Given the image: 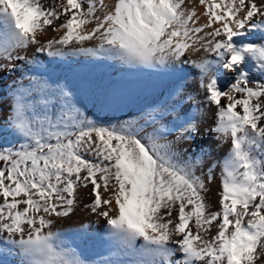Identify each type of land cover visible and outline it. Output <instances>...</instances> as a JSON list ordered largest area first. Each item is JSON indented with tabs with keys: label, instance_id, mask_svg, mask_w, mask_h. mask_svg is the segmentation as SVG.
<instances>
[{
	"label": "snow or ice",
	"instance_id": "obj_1",
	"mask_svg": "<svg viewBox=\"0 0 264 264\" xmlns=\"http://www.w3.org/2000/svg\"><path fill=\"white\" fill-rule=\"evenodd\" d=\"M198 3L204 9L199 14L186 0H115L110 8L105 0H0V74L15 72L18 61L34 63L35 53L45 50L179 71L190 64L204 103L216 107L213 126L205 131L216 134L218 146L231 142L222 160L198 175L203 155L185 156L179 148L195 141L197 118L205 111L194 95L186 99L196 113L169 139L175 128L145 132L139 121L102 124L73 103L65 88L35 78L18 83L8 121L19 142L0 146V243L21 264H89L51 230L54 218L74 213L79 189L89 185L85 207L106 219L113 255L125 257L97 264L264 259V83H254L245 70L254 62L264 73V41L254 38L264 32V0ZM61 16L63 35L42 43L38 35ZM91 40L95 47H63ZM189 51L204 55L186 60ZM221 69L234 73V81L224 83ZM54 99L60 101L55 110ZM217 163L221 190L213 207L205 193Z\"/></svg>",
	"mask_w": 264,
	"mask_h": 264
},
{
	"label": "rangeland",
	"instance_id": "obj_2",
	"mask_svg": "<svg viewBox=\"0 0 264 264\" xmlns=\"http://www.w3.org/2000/svg\"><path fill=\"white\" fill-rule=\"evenodd\" d=\"M54 2L55 0L51 1V3ZM105 2L110 8L115 0H108ZM198 5V0H186V6L189 8ZM101 10L102 9L98 10V15L102 14ZM63 19L64 17L61 16L60 20L55 21L52 27L44 31L45 33H40L38 39L42 43L46 42L48 39H59L64 32V29L59 27ZM91 25L92 24H88L87 27ZM254 38L257 42L264 41L263 32L258 31L254 34ZM96 44V40H91L85 41L83 45L74 42L71 45H64L63 47L65 50H68L71 47H95ZM36 47L37 45H33L28 49V55L30 57L33 55ZM55 47H60V45H55L54 48ZM202 55H204L203 51H189L186 53L184 59H197ZM17 63L21 66H18L15 72L0 74V146L4 147L16 145L19 142L18 136L12 134V128L8 121L10 103L13 98V89L21 82L27 85L30 78L47 81L54 86L58 85L68 90L71 93L73 103L84 112V107L89 108L88 113L85 112V114L92 120L102 124L130 120L139 121L140 125L144 126L145 132H151L153 127L161 128L160 125H162V128H175L176 131L171 133L169 139L177 135L186 116L192 115L197 111L196 107L186 99L188 94L194 95L196 100L200 101L205 111L210 108L204 103L201 92L194 90L198 86V81H193L197 80V72L190 64L179 65L178 67L182 68V71L171 66L151 67L146 65L147 69H145L144 73H139L141 72V67H139V65H127V70H124L123 77H120L117 75L118 73L114 71H112V74L108 77L110 68L115 66L116 63L121 62L105 55L92 56L90 54H79L50 56L48 51L45 50L44 52L35 53L34 63L30 65L19 61ZM245 70L249 73L254 83H264V73H260L252 62L248 64ZM220 75L226 84H230L234 81L235 74L230 70L221 69ZM193 82H195V84ZM183 83H187L188 85L186 86ZM130 89L132 90L129 91ZM178 89L182 91L177 93ZM170 90H173L172 93ZM170 94L171 96H168ZM54 102L56 104V109L59 108L60 101L54 99ZM226 103L227 99L224 98V104ZM102 110L106 111V113L102 114L100 112ZM215 111L216 109H214V112ZM208 115L209 114H203V116H198V131L195 141L191 143L181 142L179 145L180 150L185 152V156L191 155L195 157L198 154L204 156V153H209L208 150L212 151V149L219 147V141L214 138L216 134L205 131V129L213 126L215 120L214 116L212 119L210 117L208 121ZM211 137H213V139ZM230 146L222 145L221 156H219V154L216 158L215 156L217 154L213 155V160H211L212 162H210V164H207L205 159H203V166L197 168V174L199 175L201 171L207 173L208 167L215 161L218 162L222 160L227 153L226 148L229 149ZM201 149H203L204 153L201 152ZM217 164L219 165V163ZM220 171V167L218 166L214 169L215 181L220 179ZM215 181L212 182L214 183ZM207 187L209 189L208 184ZM90 191L91 185H89L88 188H80L78 191V201L75 206V211L69 216L75 217L74 224H68L73 226V234L67 235V230L64 228V217L54 218L51 230L59 231L65 243L76 249L89 264H97L98 261L105 259L125 258L122 254L120 256L113 255L117 251L116 246L111 242L112 244L106 248V245L101 241L102 239H100L96 232L98 227L102 225L105 227L107 223L104 217L92 213L90 209L85 207L86 204L90 203V200H88V198L91 199L89 195ZM209 191L205 193L207 202L213 207H218V199L216 200ZM82 208H86V210ZM173 215H175V213H173ZM81 224H87L89 226L88 229H82ZM214 233L215 228H213L212 234ZM5 235L7 234L5 233ZM261 262L264 264V259H262ZM0 264H21V258L15 251H9L6 245L0 243Z\"/></svg>",
	"mask_w": 264,
	"mask_h": 264
},
{
	"label": "bare ground",
	"instance_id": "obj_3",
	"mask_svg": "<svg viewBox=\"0 0 264 264\" xmlns=\"http://www.w3.org/2000/svg\"><path fill=\"white\" fill-rule=\"evenodd\" d=\"M105 1H108V0H105ZM61 2H63V0H61ZM106 3V2H105ZM194 8H196V10H197V12H198V14L199 13H202L203 12V6H200V5H198V6H194ZM102 12V14H103V11H104V9H102L101 10ZM101 14V15H102ZM203 19H204V17L203 16H201V22L203 21ZM94 26V22L92 23V25L91 26H89V27H87V29H91L92 27ZM45 33V32H44ZM257 33V32H256ZM263 34H264V32H263ZM98 43V42H97ZM32 54V53H31ZM40 55V54H39ZM252 64L253 65H255L254 64V62H252ZM126 66H127V64H122V63H116L115 64V66H113L112 68H110V71H109V74H108V77L112 74V71H114V72H116V73H118L117 75H119L120 77L122 76L123 77V75H124V70H127L126 69ZM129 67V66H128ZM139 67H141L140 69V71L141 72H139V73H144V71H145V69H147L146 68V65H139ZM133 69V68H132ZM259 70V69H258ZM113 72V73H114ZM134 72V71H133ZM259 72H260V70H259ZM260 73H262V72H260ZM112 77V76H111ZM193 77V76H192ZM145 78V77H144ZM194 78V77H193ZM195 79V78H194ZM184 80V79H183ZM190 81H192V80H190ZM193 81H197V80H193ZM180 82V81H179ZM183 82V81H182ZM194 84H195V82H193ZM184 84V83H183ZM184 85H188L187 83L186 84H184ZM164 87V86H163ZM175 87H176V85H175ZM182 87V86H181ZM187 88V87H186ZM195 88V87H194ZM160 89V88H159ZM169 89V88H168ZM132 89H130L129 91H131ZM161 90V89H160ZM163 90H164V88H163ZM173 90H174V88H173ZM172 90V91H173ZM194 90H197V92H201V94H202V96H203V98H204V93H203V91L202 90H200L199 88H198V86H197V88H195ZM171 91V90H170ZM172 91H171V93H172ZM165 92V91H164ZM167 92V91H166ZM168 93V92H167ZM178 93V92H177ZM189 93H190V91H189ZM166 94V93H165ZM176 94V93H175ZM174 94V95H175ZM198 94V93H197ZM179 95V94H178ZM168 96H171V94L170 95H168ZM176 96V95H175ZM199 96V95H198ZM201 96V95H200ZM172 98V97H171ZM170 98V99H171ZM175 98V97H174ZM174 98H173V100H174ZM180 98V97H179ZM162 99V98H161ZM166 101H167V99H166ZM223 104H224V98H222V101H221ZM228 102V101H227ZM169 103V102H168ZM173 104V103H172ZM166 105V104H165ZM164 105V106H165ZM173 105H175V104H173ZM169 106V105H168ZM210 108H208L205 112H204V114H209L208 115V121L210 120L209 118L211 117V119L215 116V112H214V109H216V107L214 106V105H208ZM173 107H175V106H173ZM179 108V107H178ZM181 108V107H180ZM170 109H171V107H170ZM164 112V111H163ZM162 112V113H163ZM180 112V111H179ZM166 113V112H165ZM212 114V115H211ZM166 115V114H165ZM164 115V116H165ZM167 116V115H166ZM181 117V116H180ZM156 118H157V116H156ZM169 118V117H168ZM215 119V118H214ZM165 120V119H164ZM199 120V119H198ZM165 121H167V120H165ZM206 121V120H205ZM160 123V122H159ZM176 123V122H175ZM172 124V123H171ZM164 125V124H163ZM166 125H168V124H166ZM161 126V128H162V125H160ZM165 126V125H164ZM163 126V127H164ZM169 127V126H168ZM179 131V130H178ZM12 134L13 135H17L16 133H15V131L12 129ZM212 139H213V137H211ZM206 145V144H205ZM224 146H230L231 145V142H230V140L229 141H227L226 143H224L223 144ZM210 147V146H209ZM216 147V146H215ZM191 148V147H190ZM221 149H222V146H219V147H217L216 149H212V151H209L208 150V152L209 153H207L206 152V154L204 153V156H203V158L205 159V161L207 162V164H210V162H212L211 160H213L212 159V157H213V155H215V154H217L215 157L217 158V156L219 155V156H221ZM225 149V148H224ZM226 150L228 151V149L226 148ZM225 151V150H224ZM226 152V151H225ZM202 155V154H201ZM210 156H211V159H210ZM204 162V161H203ZM216 162V161H215ZM217 166L218 167H220L218 164H217ZM213 181H215V180H213ZM208 186H209V189H210V194L211 195H213L214 197H215V199L217 200H219V192H220V190H221V180L219 179V180H217V181H215L214 183L213 182H210V183H208ZM88 200H90L91 201V199H89L88 198ZM88 203V202H87ZM81 206V205H80ZM77 208H79V207H77ZM82 209H84V210H86V208H82ZM72 215V214H71ZM74 216H72V217H67V218H65L64 219V224H65V229L67 230V235H72L73 234V226H71V225H68L69 223L70 224H74ZM71 220V221H70ZM68 226V227H67ZM72 227V228H71ZM68 228V229H67ZM95 231V230H94ZM96 232L98 233V235H99V237H100V239H102L101 241L106 245V248L107 247H109V245H111L112 243H111V240H110V238L108 237V235H107V233H108V226H100V227H98L97 229H96ZM85 238V237H84ZM257 264H263L261 261H258L257 262Z\"/></svg>",
	"mask_w": 264,
	"mask_h": 264
},
{
	"label": "trees",
	"instance_id": "obj_4",
	"mask_svg": "<svg viewBox=\"0 0 264 264\" xmlns=\"http://www.w3.org/2000/svg\"><path fill=\"white\" fill-rule=\"evenodd\" d=\"M51 1L52 0H43V2L45 3V4H49V3H51ZM52 104L55 106L54 107V110L56 109V104H55V102H54V100L52 101ZM84 109H85V112H87L88 113V111H89V108L88 107H84ZM102 114H105L106 113V111H104V110H102V111H100ZM91 113V112H90Z\"/></svg>",
	"mask_w": 264,
	"mask_h": 264
}]
</instances>
